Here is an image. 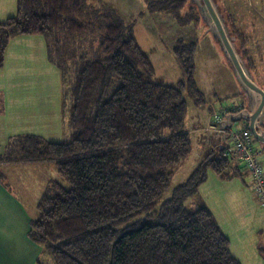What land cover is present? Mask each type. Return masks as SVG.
I'll list each match as a JSON object with an SVG mask.
<instances>
[{"label":"trees","instance_id":"16d2710c","mask_svg":"<svg viewBox=\"0 0 264 264\" xmlns=\"http://www.w3.org/2000/svg\"><path fill=\"white\" fill-rule=\"evenodd\" d=\"M85 8L86 0H18L17 13L0 20V69L13 38L43 35L70 100L69 141L25 133L16 137L13 153L0 154V164L52 161L70 184L54 181L47 187L30 238L55 264H241L212 211L203 203L186 206L199 195L209 170L223 178L235 176L237 159L229 147L214 146L213 139L202 162L164 199L176 169L192 151L185 91L196 106L207 101L195 76L198 42L175 44L184 78L176 85L160 83L134 24L107 17L100 56L79 58L69 89L52 52L65 60L64 44L90 31L78 19ZM151 10L173 14L183 24L202 18L191 0H152ZM238 49L250 58L249 49ZM4 110L1 91L0 114ZM240 168L245 175V167ZM260 250L264 255V245Z\"/></svg>","mask_w":264,"mask_h":264},{"label":"rangeland","instance_id":"374dc122","mask_svg":"<svg viewBox=\"0 0 264 264\" xmlns=\"http://www.w3.org/2000/svg\"><path fill=\"white\" fill-rule=\"evenodd\" d=\"M216 1L219 4L221 12L227 17L231 26L230 32L236 45H239L238 47L241 50L244 48L249 49L248 54L250 58L246 56L248 60H245L248 61L247 65L251 69L255 80L264 88V0ZM151 4L152 0H86V8L78 16V19L83 23L89 24L90 31L77 36L75 41L64 44L63 54L66 56L65 60H61L56 50L52 54L56 58L60 68L64 71L65 79H67L66 84L70 89L74 73L82 63L79 58L83 56L88 58L99 57L103 36L102 26L107 25L108 18H120L125 25L134 24L138 43L155 65L156 73L154 80L160 83L176 85L180 79L184 78V70L176 54L173 52L175 44L179 40L198 42L195 57V76L200 88L206 94L207 101L204 105L196 106L194 100L185 91V98L189 106L186 129L192 138V151L176 169L172 177L170 189L164 196V199H167L172 196L173 189L185 182L204 156L208 154L210 147L207 144H212L214 138L213 145L219 146L222 143V134H227V132L219 134L218 131L211 129L213 112L206 125L202 128L203 131L199 129V126L203 124L207 116V109H215L221 105H230L233 102L238 103L239 101H243L248 106V101L219 42L211 32H208L206 22L201 18L199 22L183 24L173 14L163 11H152ZM190 8L191 4L188 3L182 9V13H187ZM233 26L236 28V32ZM243 34L247 36L246 39L242 37L244 36ZM73 57L78 59H74ZM55 67L61 74V70L56 63ZM29 71H33V74L29 76L27 83H22V85L20 84L13 89L9 88L10 83L7 79L6 90L23 93L52 91L57 94L61 89L63 97L61 105L57 104L54 106L56 115L53 116V126L49 129H43L47 130L48 132L46 133H49V135H42V131L39 130L32 133L21 130L18 132L17 130L7 132L5 141L0 142V154H4L5 152L13 153V142L16 141L17 136L25 133L37 134L45 140L53 142H67L70 140L71 126L68 119L70 100L68 96L67 98L65 97L66 92L63 89V85H60L59 74L54 72L52 83L49 82L48 85H45L34 80L36 76L34 70ZM17 73L19 76L21 75V72ZM6 75L8 76V74ZM4 94L5 91H3ZM60 106H62L61 110ZM58 115L60 116L59 119H57ZM29 116V119H33V116L37 117V115ZM27 120L25 118V121ZM193 123L196 124L195 129H193ZM245 124L246 122L241 120L235 122L233 126L239 128ZM39 126H41L40 123ZM169 132L167 130V133ZM205 135H208L207 144L205 141L203 142V136ZM256 145L262 149L264 154L263 146L260 143ZM200 147L202 151H207V153L204 154L203 152L201 154ZM50 163H53L52 167L48 169L51 182L58 181L69 188L70 184L59 175L55 163ZM24 171L26 175H23ZM1 172H3V177ZM33 174H35L33 166L0 168V180L3 179L2 187L0 186V228H3L6 234V243L10 247L9 251L15 253L4 259L7 264H31L33 261H35V264H37V261H40L42 264H55L53 257L44 251L42 245L34 242L29 235L33 221L38 218L37 203L39 200L35 203L36 207H33L24 194L25 188L32 182L31 177L29 178L28 175L32 176ZM197 197H190L186 201V206L197 208L199 205ZM21 200L25 202L28 209H21ZM2 202H4L3 207ZM40 248L42 249L41 252Z\"/></svg>","mask_w":264,"mask_h":264},{"label":"crops","instance_id":"0c3cea01","mask_svg":"<svg viewBox=\"0 0 264 264\" xmlns=\"http://www.w3.org/2000/svg\"><path fill=\"white\" fill-rule=\"evenodd\" d=\"M17 1L0 0V20H5L17 13ZM49 54L48 42L43 35H21L11 40L6 53L5 67L0 70V91H5V110L0 114V142L5 141L7 132L16 130L17 132L21 130L30 133L39 130L42 131V135H49V133H46L48 131L43 129H49L54 124L53 116L56 115L54 106L61 105L63 98L61 89L56 94L52 91L23 93L8 90V92L5 88L7 79L10 83L9 88L13 89L20 84L22 85V83H27L29 76L33 74V71L29 70L36 72L34 80L45 85H48L49 82L52 83V75L57 72L60 77V85H63L62 75L56 69L55 63L51 61ZM17 72H21V75L19 76ZM61 108L62 106H60V110ZM211 113L210 108H208L207 116L199 129L202 130L206 125ZM29 115H37V117L33 116V119H29ZM59 117L58 115L57 119ZM25 118L28 120L25 121ZM39 123L41 126H39ZM195 125L193 123V129H195ZM203 137V142L205 141L207 144L208 135ZM210 145L212 144H207L208 147ZM200 150L202 154L204 151L201 147ZM50 162L52 161L3 163L0 164V168L33 166L35 174L28 175L29 178L31 177L32 182L29 185L30 187L25 188L24 194L33 207H36V201L39 200L51 183L48 169L52 167L53 163ZM240 164L245 167L237 159L233 166L235 176L231 178H223L214 171L209 170L207 179L199 187L197 202L205 204L212 211L220 227L230 240L231 253L241 264H264V255L260 250V246L264 245V206L259 203L254 194L252 177L246 172V169L245 175L243 174ZM25 171L23 175H26ZM2 183V180H0L1 187ZM3 206L4 202H2ZM20 206L21 209H28L23 200H21ZM6 240L4 229L0 228V264H7L4 259L15 254L9 251L10 247L7 245ZM31 264H35V261Z\"/></svg>","mask_w":264,"mask_h":264},{"label":"water","instance_id":"95a60500","mask_svg":"<svg viewBox=\"0 0 264 264\" xmlns=\"http://www.w3.org/2000/svg\"><path fill=\"white\" fill-rule=\"evenodd\" d=\"M196 4L202 19L220 44V47L233 69L234 75L247 96L248 106L226 115L221 123L222 129L244 120L264 150V88L255 80L251 69L239 51L230 28L216 0H191ZM222 141L229 147L227 134H222Z\"/></svg>","mask_w":264,"mask_h":264},{"label":"built area","instance_id":"2783aa9c","mask_svg":"<svg viewBox=\"0 0 264 264\" xmlns=\"http://www.w3.org/2000/svg\"><path fill=\"white\" fill-rule=\"evenodd\" d=\"M245 107L244 102L239 101L238 103L233 102L230 105H221L215 108L212 113L213 122L210 127L212 130L218 131L219 134L227 132L230 153L245 165L246 172L253 180L254 194L259 203L264 206V160L262 149H259L256 145L258 143L257 139L247 124L239 128L234 126L227 129L220 128L222 120L227 114Z\"/></svg>","mask_w":264,"mask_h":264},{"label":"bare ground","instance_id":"6f19581e","mask_svg":"<svg viewBox=\"0 0 264 264\" xmlns=\"http://www.w3.org/2000/svg\"><path fill=\"white\" fill-rule=\"evenodd\" d=\"M223 142V141H222Z\"/></svg>","mask_w":264,"mask_h":264}]
</instances>
